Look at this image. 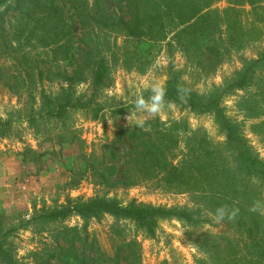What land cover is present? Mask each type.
I'll return each mask as SVG.
<instances>
[{
  "label": "rangeland",
  "instance_id": "rangeland-1",
  "mask_svg": "<svg viewBox=\"0 0 264 264\" xmlns=\"http://www.w3.org/2000/svg\"><path fill=\"white\" fill-rule=\"evenodd\" d=\"M117 1L93 10L99 24L84 28L59 0L68 27L57 52L4 23L19 45L0 44V247L17 264H264V215L250 211L264 203V177L239 163L244 150L264 162V62L234 87L264 58V0H217L182 27V0H151L140 6L152 27L141 39L129 34L134 23H118L138 8ZM1 13L12 21V11ZM151 14L162 18L151 23ZM34 60L48 69L42 86L13 88L29 82L21 70ZM100 60L108 75L96 87ZM154 85L179 101L164 95L153 115ZM44 95L53 108L66 97L87 108L45 117ZM187 99L219 101L196 112ZM95 198L168 213L152 230L108 214L35 220ZM222 206L239 210L234 220L215 221Z\"/></svg>",
  "mask_w": 264,
  "mask_h": 264
},
{
  "label": "trees",
  "instance_id": "trees-1",
  "mask_svg": "<svg viewBox=\"0 0 264 264\" xmlns=\"http://www.w3.org/2000/svg\"><path fill=\"white\" fill-rule=\"evenodd\" d=\"M59 0H0V44L7 49H10L11 51L14 50L16 46L19 45L14 43L12 34L6 33L4 29V23L7 24L8 28H14L15 32L18 31L17 28L21 29V33L19 35V38L22 39L25 33H30V35L35 36L36 39H41L42 42H46L48 40H51L56 46V50H62L65 45L64 42L66 41V24H65V17L63 13V8L59 7L58 4ZM64 3L69 2L71 4V9L74 10L77 14V17L79 18L80 23L84 26V28L89 27L91 24L98 23V18L93 16L94 13L93 10H97L98 12L102 11L101 7L104 4L106 0H63ZM110 1V0H108ZM217 0H182V3L180 4V27L190 25L197 17L201 15V13L204 11V9H208L211 7V5L216 2ZM240 3H250L252 5H256L258 3H261L262 0H237ZM128 7L130 10V7L135 6L137 11L132 15L131 19L126 20L123 18H120L118 20V23H122V25L126 26L128 29L131 30L132 24H135L134 27V33L132 31H129V34H134L138 37L143 38L146 33H149L152 29L151 26H148L145 24V15L141 12L140 6L142 5H148L151 0H135V1H129V0H118L117 3L120 5L121 3ZM106 4V2H105ZM139 6V7H138ZM5 8L7 11H12L13 16L11 17V20L3 21V17L5 14L1 13V10ZM143 11V10H142ZM149 19L151 20V23L160 21V16L157 15H148ZM2 19V20H1ZM168 19V18H167ZM109 20H112V18H109ZM15 21V22H14ZM16 21L21 22L23 21L24 24L21 26L16 25ZM147 27V30L145 27ZM179 25V24H178ZM213 27L212 24H208L207 28ZM145 28V29H143ZM84 41V38L82 42ZM85 42V41H84ZM49 44L47 47H50ZM4 47V48H5ZM84 54L87 57H91V52L84 51ZM16 57V56H15ZM14 57V59H15ZM32 65H26L23 66V68H26L24 70H21V72L30 79L29 82L27 81H18L15 86L14 84L11 85L13 88H16L17 90H21L25 87H28L29 89H36L39 85L42 86V81L47 74V66L42 65L40 60H34L31 61ZM260 62H264V58H262L260 61L255 62L253 65L248 67L245 75L234 85V87L237 88H244L248 85L250 73L259 65ZM97 72L94 75V84L96 87H100L103 85V82L105 79H107L108 70L105 62L103 60H100L97 63ZM38 76L40 83L36 81H32L33 75ZM65 80L69 81L71 78L68 76H64ZM44 94V92H43ZM31 96V95H30ZM165 96H171L174 95L170 92L165 93ZM32 97V96H31ZM45 110L46 113L44 114L45 117L49 118H63L69 108H76V109H86L87 107L85 105H81V100L77 101L75 104H73V100L69 97L61 99L56 105V108H53L52 103L50 101V98H47L45 95ZM164 98V96H163ZM174 100L179 101L178 98L173 97ZM218 99H213L208 103L207 105L200 106L197 103H194L193 101L187 99L186 103L190 107L192 111L196 112H204L206 110H211L213 106H216V103L218 104ZM98 118V116L96 117ZM45 119V118H42ZM38 120L33 117L32 121ZM226 124V123H224ZM230 127H228L229 129ZM230 130V129H229ZM0 134L4 135V132L1 129L0 125ZM0 135V137H1ZM230 138V137H228ZM231 140V139H230ZM239 163L246 167L251 173L258 174L262 177H264V162L253 159L246 155V151L240 152L239 155ZM175 171H178L177 167H174ZM70 186H72V181L69 183ZM168 212L149 208L146 206L136 205V204H130L128 206H123L121 203L113 200H106V199H91L88 201H79L70 203L64 208L53 210L51 212L42 213L38 217H35V220H53V221H63L71 217L72 215L79 216L83 219H88L92 217H99L101 215H113L115 217L128 219L136 224L137 227H144L148 228V230H152L155 226L156 217L163 216L167 214ZM180 216H186L185 214H182ZM0 256L4 260V262L8 264H17L13 261V258L5 252L0 247ZM80 264H85V261L80 262Z\"/></svg>",
  "mask_w": 264,
  "mask_h": 264
},
{
  "label": "clouds",
  "instance_id": "clouds-1",
  "mask_svg": "<svg viewBox=\"0 0 264 264\" xmlns=\"http://www.w3.org/2000/svg\"><path fill=\"white\" fill-rule=\"evenodd\" d=\"M152 91L154 93L153 100L156 102L153 103L148 111L150 114L154 115L162 108L159 104V101H162V98L165 95V91L159 85H154ZM238 211V209H232V211L230 212H225L224 207L222 206L216 210L214 219L217 223L223 221L225 218H227L228 220H234L238 214ZM250 211L259 212L260 214L264 215V203H262L261 201H254L253 205L250 208Z\"/></svg>",
  "mask_w": 264,
  "mask_h": 264
}]
</instances>
